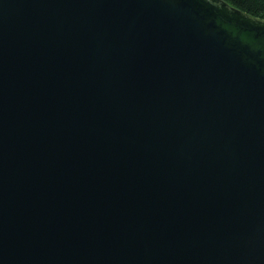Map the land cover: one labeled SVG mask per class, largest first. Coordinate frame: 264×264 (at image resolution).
<instances>
[{
	"label": "water",
	"instance_id": "1",
	"mask_svg": "<svg viewBox=\"0 0 264 264\" xmlns=\"http://www.w3.org/2000/svg\"><path fill=\"white\" fill-rule=\"evenodd\" d=\"M0 264H264V20L0 0Z\"/></svg>",
	"mask_w": 264,
	"mask_h": 264
},
{
	"label": "trees",
	"instance_id": "2",
	"mask_svg": "<svg viewBox=\"0 0 264 264\" xmlns=\"http://www.w3.org/2000/svg\"><path fill=\"white\" fill-rule=\"evenodd\" d=\"M233 7L264 20V0H224Z\"/></svg>",
	"mask_w": 264,
	"mask_h": 264
}]
</instances>
